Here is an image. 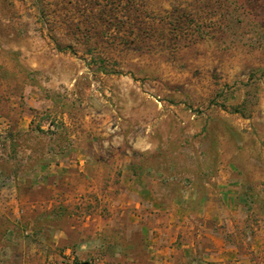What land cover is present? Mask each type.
<instances>
[{"label": "rangeland", "instance_id": "rangeland-1", "mask_svg": "<svg viewBox=\"0 0 264 264\" xmlns=\"http://www.w3.org/2000/svg\"><path fill=\"white\" fill-rule=\"evenodd\" d=\"M0 115L11 125L0 132L4 214L27 215L12 191L35 162L26 149L41 154L68 117L94 139H119L110 149L147 136L146 162L175 164L183 185L197 165L227 164L241 242L264 237V0H0ZM15 224L0 216V247Z\"/></svg>", "mask_w": 264, "mask_h": 264}, {"label": "crops", "instance_id": "crops-1", "mask_svg": "<svg viewBox=\"0 0 264 264\" xmlns=\"http://www.w3.org/2000/svg\"><path fill=\"white\" fill-rule=\"evenodd\" d=\"M30 112L18 123L23 132L35 119ZM61 119L68 128L63 136L51 134L41 154L26 149L35 162L18 171L12 191L15 187L18 202L29 211L26 216L20 207L14 214L0 211L1 218L16 223L5 237L10 245L0 264H75L91 258L97 264H258L252 252L264 253V237L241 242L244 216L232 209L238 204L232 190L240 182L229 179L227 164H218L214 174L197 165L183 185L175 164L146 162L143 156L156 148L147 136L133 143L124 136L122 148L110 149L106 144H119L115 136L94 139L74 130L72 119ZM52 120L58 122L51 116L47 127L54 128ZM4 173L0 166V180ZM22 185L29 190L20 195ZM179 186L187 188L180 193ZM19 220L28 225L29 243L17 240L24 232Z\"/></svg>", "mask_w": 264, "mask_h": 264}, {"label": "built area", "instance_id": "built-area-1", "mask_svg": "<svg viewBox=\"0 0 264 264\" xmlns=\"http://www.w3.org/2000/svg\"><path fill=\"white\" fill-rule=\"evenodd\" d=\"M9 128H10L9 119L0 115V132L2 133L7 132Z\"/></svg>", "mask_w": 264, "mask_h": 264}, {"label": "trees", "instance_id": "trees-1", "mask_svg": "<svg viewBox=\"0 0 264 264\" xmlns=\"http://www.w3.org/2000/svg\"><path fill=\"white\" fill-rule=\"evenodd\" d=\"M7 247L4 246V247H0V259H2L3 257L7 256V251L6 250ZM75 264H87V261H82V262H79V261H76Z\"/></svg>", "mask_w": 264, "mask_h": 264}]
</instances>
